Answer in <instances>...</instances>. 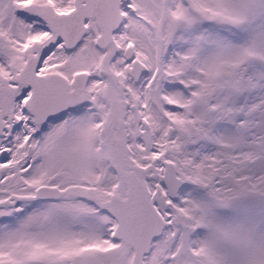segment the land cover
<instances>
[{"label":"snow or ice","instance_id":"obj_1","mask_svg":"<svg viewBox=\"0 0 264 264\" xmlns=\"http://www.w3.org/2000/svg\"><path fill=\"white\" fill-rule=\"evenodd\" d=\"M0 264H264V0H0Z\"/></svg>","mask_w":264,"mask_h":264}]
</instances>
